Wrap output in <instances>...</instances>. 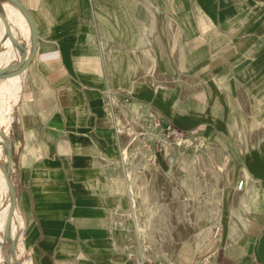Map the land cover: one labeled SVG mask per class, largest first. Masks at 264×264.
Segmentation results:
<instances>
[{
  "label": "crops",
  "instance_id": "0c3cea01",
  "mask_svg": "<svg viewBox=\"0 0 264 264\" xmlns=\"http://www.w3.org/2000/svg\"><path fill=\"white\" fill-rule=\"evenodd\" d=\"M21 1L37 51L0 79L19 86L7 107L18 264H264V0ZM4 13L30 52L24 14ZM5 34L0 69L22 58ZM136 114L141 128L156 120L157 148L131 166L117 118ZM141 176L178 194L174 248L148 258L127 216ZM6 196L0 181V209Z\"/></svg>",
  "mask_w": 264,
  "mask_h": 264
},
{
  "label": "rangeland",
  "instance_id": "374dc122",
  "mask_svg": "<svg viewBox=\"0 0 264 264\" xmlns=\"http://www.w3.org/2000/svg\"><path fill=\"white\" fill-rule=\"evenodd\" d=\"M166 52V55H178L177 48L167 47ZM136 117L132 118L135 122L131 121L128 124L124 122L122 117L118 116L117 118L124 144L123 151L126 158L125 161L131 166L139 163L138 157L141 158V156L144 157V155L145 157H150L154 149L157 148V143L154 142L156 138L151 141V137L154 136L153 133H157L156 120L154 122L153 116L145 118L146 125H143L144 128H141L143 117L140 114H136ZM11 131L12 128L9 127L8 134H10ZM168 133H170V129L166 130V137L169 136ZM170 139L171 140L166 138V142L175 143L174 137ZM183 143L184 142H181V144ZM186 143H191V140H187ZM174 145L178 146L179 144L177 145L175 143ZM158 147H161V142ZM149 178L152 179V177ZM151 179L148 180L145 176L139 177V188L138 192L135 193L137 200H135V206L127 214L129 222L132 223L131 226H133L134 230H136L140 236L139 245L142 248L145 258L150 257V253L162 255V253L170 250H167L168 246H170L171 249L174 248L175 242L171 241L167 244L168 241H166V217L171 221H178L179 216V208L177 205L175 207L166 208V200H177L178 194L173 191H171V193H166V191L163 192L162 187H166V181L162 182V180H160L159 183L161 190L152 191L150 186L157 181L155 180L154 182ZM149 182L150 184L148 185ZM193 212L194 208H187V223H190ZM187 230H193L189 224L187 225ZM176 231H178V225H176Z\"/></svg>",
  "mask_w": 264,
  "mask_h": 264
},
{
  "label": "water",
  "instance_id": "95a60500",
  "mask_svg": "<svg viewBox=\"0 0 264 264\" xmlns=\"http://www.w3.org/2000/svg\"><path fill=\"white\" fill-rule=\"evenodd\" d=\"M3 1L6 0H0V18L6 29L5 39L9 38L12 41V43L20 49L22 58L18 63L7 65L1 68L0 79H5L8 77L19 75L27 67V65L32 61V59L36 54L38 47V39H39L38 31L34 19L32 18L30 12L28 11L24 3L21 0H8L10 3H12L21 10V12L24 14L30 25L31 41H32L30 52L23 44H21L15 38L10 28V25L6 19V15L4 13V7L2 4ZM2 43L3 42L1 40L0 47L2 46ZM0 136L2 137V139H0V145L4 147V152L7 155V161L3 166V172H4V178L8 186L9 194L11 197V206L8 210L7 218L4 226V236H3V240L0 243V250L3 253V259L0 260V264H18V258L16 254V240L12 235V230H11L12 220L16 208V189L11 180L12 163H13L12 160L13 146L9 136L6 133H4L2 130H0ZM8 244H10V247H8Z\"/></svg>",
  "mask_w": 264,
  "mask_h": 264
},
{
  "label": "bare ground",
  "instance_id": "6f19581e",
  "mask_svg": "<svg viewBox=\"0 0 264 264\" xmlns=\"http://www.w3.org/2000/svg\"><path fill=\"white\" fill-rule=\"evenodd\" d=\"M9 5L12 6L14 8V10L17 11L18 14H20V15L22 14L20 9L10 2H4L3 3L4 9H6L8 11ZM22 15H21V17H22ZM2 25L3 24H2V21L0 19V26H2ZM15 83L17 84V88L13 92L11 91L13 83L11 85L8 83L0 84V130H2L6 134H8V128H9L10 123H11V116H9V113H7V107H8L10 98L14 97L15 101H17L18 96H19V94H18V87L19 86H18L17 82H15ZM0 139H2L1 136H0ZM1 149L3 150V153H2V157L0 155V160L7 161V155L5 154L4 147L2 145H0V151H1ZM3 176H4V172H3L2 168L0 167V181H1L2 185L4 186L5 192H7L5 207L3 209L2 208L0 209V241L3 240V231H4L5 221H6V217H7V213H8L7 209H9V207L11 206V197H10V194L8 193L9 192L8 186H7L6 180ZM2 259H3V253L0 250V260H2Z\"/></svg>",
  "mask_w": 264,
  "mask_h": 264
},
{
  "label": "built area",
  "instance_id": "2783aa9c",
  "mask_svg": "<svg viewBox=\"0 0 264 264\" xmlns=\"http://www.w3.org/2000/svg\"><path fill=\"white\" fill-rule=\"evenodd\" d=\"M174 133V131H172ZM177 145L179 144L178 142L176 143ZM243 184H244V181H240L239 185H238V188L239 189H242L243 187ZM150 264H155V263H150Z\"/></svg>",
  "mask_w": 264,
  "mask_h": 264
}]
</instances>
